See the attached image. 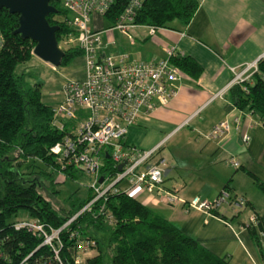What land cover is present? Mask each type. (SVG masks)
I'll return each mask as SVG.
<instances>
[{
  "label": "crops",
  "instance_id": "crops-1",
  "mask_svg": "<svg viewBox=\"0 0 264 264\" xmlns=\"http://www.w3.org/2000/svg\"><path fill=\"white\" fill-rule=\"evenodd\" d=\"M196 1L198 9L186 26L172 22L152 35L140 25L116 37L105 32L99 54L149 62L165 59L166 50L174 47L179 56H189L199 65L198 78L182 74L175 82V95L166 105L138 116L128 127L123 144L141 152L157 147L149 162L162 161L161 188L177 198L211 202L225 189L228 200L213 215L179 203L165 204L143 192L133 193V198L214 256L225 257L230 264H264V237L257 249L244 229L253 215L264 214V196L254 184L255 179L264 185V129L258 115L238 112L227 94L232 78L229 68L251 64L264 55V0ZM103 21H96L98 29L110 28H102ZM20 65L35 71L27 76L31 86L38 83V65L56 70L32 55ZM23 74L17 75L23 80ZM59 74L67 81H82L83 59L75 58ZM64 82H40L41 103L50 108L61 104L59 91ZM223 122L226 130L219 139H212V128ZM68 123H73L72 128L66 127L70 132L76 123L64 122ZM242 135L249 139L245 147L240 142ZM230 198L240 199L242 205Z\"/></svg>",
  "mask_w": 264,
  "mask_h": 264
},
{
  "label": "trees",
  "instance_id": "trees-1",
  "mask_svg": "<svg viewBox=\"0 0 264 264\" xmlns=\"http://www.w3.org/2000/svg\"><path fill=\"white\" fill-rule=\"evenodd\" d=\"M48 4L57 11L48 15L46 21L57 26L54 35L63 52L58 67L63 68L81 57L82 52L75 44L63 43L68 34H74L66 25L68 14L61 7V0H50ZM123 4V0H113L104 14L110 27ZM197 9L196 0H144L135 12L133 24L154 29L167 28L172 22L186 26ZM16 26V16L0 9V264H74L77 256L80 264H230L227 258L214 256L120 191L106 201L93 202L89 210L82 212L93 198L89 188L81 199L68 198L57 210L52 206L44 195L52 198L57 193L60 182L56 178L73 182L77 175H84L73 165L57 164L49 152L65 135L74 136L79 118L53 117L52 108L40 101L41 83L23 87L15 68L30 60L34 44L12 34ZM168 62L192 79L201 74V68L189 56L175 55ZM227 94L238 112L258 115L264 129V59L257 61L248 82L231 86ZM67 121L76 123L70 132L66 127L73 123L65 125ZM60 123L62 131L56 129L55 124ZM102 162L98 175L113 174L109 160ZM254 184L264 196V185L255 179ZM100 206L102 212L98 211ZM19 212L24 213L23 220H18ZM210 213L214 215L213 211ZM253 216V222L245 224L244 229L253 245L261 249L264 214ZM19 222H35L45 235L58 231L57 240L45 245L44 236L37 231L14 230ZM85 243H89V251L96 252L92 257L80 256Z\"/></svg>",
  "mask_w": 264,
  "mask_h": 264
},
{
  "label": "built area",
  "instance_id": "built-area-1",
  "mask_svg": "<svg viewBox=\"0 0 264 264\" xmlns=\"http://www.w3.org/2000/svg\"><path fill=\"white\" fill-rule=\"evenodd\" d=\"M143 1L123 0L121 13L112 27L101 30L98 29L96 21L103 19L113 0H61V7L68 14L66 25L74 34L73 36L72 33L68 34L63 43L75 44L82 52L84 78L79 82L66 81L61 85L63 100L61 104L52 108L53 117L62 116L71 120L79 118V123L74 129L73 137L65 135L61 141L50 147L49 152L57 164L73 165L90 177L88 188L92 191L93 198L80 212L89 210L93 202L106 201L107 197L120 191L130 196L137 192L155 195L165 204L179 203L186 205L187 209L209 214L228 200L224 190H221L211 202L197 197L183 201L172 192H166L161 188L159 167L162 161L157 164L149 162L157 147L141 152L123 144L128 127L136 122L139 115H148L156 107L166 105L175 95V82L182 75L168 62L170 57L178 55L174 47L166 50L165 59L149 62L130 60L123 55L99 54L101 34L111 30L127 34L134 26L135 12ZM147 29L150 35L157 30L151 27ZM1 43L0 34V45ZM260 59H264V55L240 68L230 67L232 78L227 89L248 82L256 71V63ZM82 113L83 116L80 117ZM55 125L58 131H62L61 123ZM226 128L224 122L214 126L210 137L219 139ZM240 142L245 147L249 139L242 135ZM103 159L109 160L111 169L115 170L113 174L106 172L105 175H98ZM229 164L234 169L238 168L237 163L230 161ZM118 165H121L119 172L116 171ZM234 203L240 206L242 201L239 199ZM98 211L102 212L103 206H100ZM248 222H253V217ZM23 228L41 233L45 245L57 240L58 231H51L49 235H45L41 226L35 222H19L14 225V230ZM89 246V243L81 246L80 256L89 253ZM78 257L75 258L74 264L81 263Z\"/></svg>",
  "mask_w": 264,
  "mask_h": 264
},
{
  "label": "water",
  "instance_id": "water-1",
  "mask_svg": "<svg viewBox=\"0 0 264 264\" xmlns=\"http://www.w3.org/2000/svg\"><path fill=\"white\" fill-rule=\"evenodd\" d=\"M50 0H0V9L8 14L16 16L17 26L12 34L18 35L21 39L30 40L34 45L31 55L40 62L57 68L63 56L61 48L55 39L57 26H50L46 17L55 14L57 11L50 6ZM121 165L116 167L119 172ZM101 182V177L98 183Z\"/></svg>",
  "mask_w": 264,
  "mask_h": 264
},
{
  "label": "rangeland",
  "instance_id": "rangeland-1",
  "mask_svg": "<svg viewBox=\"0 0 264 264\" xmlns=\"http://www.w3.org/2000/svg\"><path fill=\"white\" fill-rule=\"evenodd\" d=\"M57 16V15H56ZM59 17H61V15H58ZM107 26H109L106 22H102V28H107ZM110 27V26H109ZM90 29V27H89ZM113 35V37H116V35L118 33H120L119 31H110ZM130 32V30L128 31ZM127 32V34H128ZM63 44V43H62ZM101 52H103L101 50ZM78 58V57H76ZM73 59L70 64L72 65L74 63ZM237 68V67H236ZM62 68L58 67L56 68V70L54 71L51 70L48 66L45 65H38V83H44L47 79H53V80H58V82H63V81H67L64 80L63 77L59 74V71ZM34 70L30 69V68H22V66L19 64L16 66L15 68V73L18 74L19 72H23V80H22V84L24 88H28L31 87L30 83H28V75L32 74ZM35 72V71H34ZM29 75V76H30ZM58 93V92H57ZM59 93L61 94V89L59 91ZM256 115V114H255ZM56 177V176H55ZM58 182H60L59 184L56 185V191L57 193L53 195V199L51 197H48V195H44L45 197H47L50 201V203L52 204V206L57 210L60 207L64 206V201L68 198H72V199H81L85 196V194L87 193V189L89 187L90 184V177L86 176V175H77V179L76 181H69V180H62L61 177L56 178ZM45 185H47V182H44ZM50 196V195H49ZM133 197V196H132ZM66 207V206H65ZM67 208V207H66ZM18 220H23L24 219V213L19 212L17 214ZM96 252L95 251H89V253H86L85 256H81L82 258L84 257H92L93 255H95ZM108 264V262L106 263Z\"/></svg>",
  "mask_w": 264,
  "mask_h": 264
}]
</instances>
